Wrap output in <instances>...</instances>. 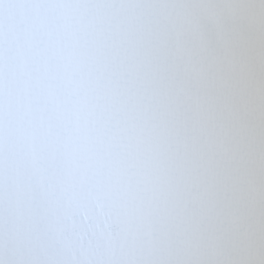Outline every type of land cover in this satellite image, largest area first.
Wrapping results in <instances>:
<instances>
[{"label":"snow or ice","instance_id":"obj_1","mask_svg":"<svg viewBox=\"0 0 264 264\" xmlns=\"http://www.w3.org/2000/svg\"><path fill=\"white\" fill-rule=\"evenodd\" d=\"M0 264H264V0H0Z\"/></svg>","mask_w":264,"mask_h":264}]
</instances>
